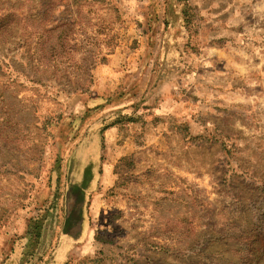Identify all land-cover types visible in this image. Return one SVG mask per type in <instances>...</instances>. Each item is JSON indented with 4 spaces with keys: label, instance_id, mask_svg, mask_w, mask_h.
<instances>
[{
    "label": "rangeland",
    "instance_id": "374dc122",
    "mask_svg": "<svg viewBox=\"0 0 264 264\" xmlns=\"http://www.w3.org/2000/svg\"><path fill=\"white\" fill-rule=\"evenodd\" d=\"M215 42L228 56L200 69ZM262 248L264 0H0V264Z\"/></svg>",
    "mask_w": 264,
    "mask_h": 264
},
{
    "label": "crops",
    "instance_id": "0c3cea01",
    "mask_svg": "<svg viewBox=\"0 0 264 264\" xmlns=\"http://www.w3.org/2000/svg\"><path fill=\"white\" fill-rule=\"evenodd\" d=\"M200 5H201V2H200ZM200 5H199V7H200ZM223 23L224 22L222 21V19L216 20L214 23V27L216 29L220 30L223 27ZM139 31H140V37H139L140 40L138 42V75L143 73L144 70L147 69L146 61H148V60H146L147 56L145 55V50H146V45H147V42H145L146 37L141 30H139ZM220 39H222V38H220ZM228 49L229 48L223 49V47L220 45L219 42L218 43L215 42V44L213 46L206 47L204 49L205 51L203 53H200V55L198 57V62H200L202 64L200 69L205 68L208 65V63H212L210 61V58L214 59V61H213L214 63H217V60L222 61L223 58H226V56H228L227 55V52L229 53ZM168 57L169 56H166V58H168ZM152 61H154V60H151L150 62H152ZM133 62L137 63V59L135 60L129 54L128 55H125V54L124 55H116L113 57V60L110 62V66L108 69L113 71L114 65L119 63L121 65V67L117 68L118 70H116V72H118L119 74H122V76H125V75H128L131 73V71H130L131 63H133ZM122 65H124V66H122Z\"/></svg>",
    "mask_w": 264,
    "mask_h": 264
},
{
    "label": "trees",
    "instance_id": "16d2710c",
    "mask_svg": "<svg viewBox=\"0 0 264 264\" xmlns=\"http://www.w3.org/2000/svg\"><path fill=\"white\" fill-rule=\"evenodd\" d=\"M167 46H168V48H169V45H167V41H165V42H164V56H165V58H166L167 53H168V48H167ZM262 250H263V248H262ZM261 253L264 255V250H263Z\"/></svg>",
    "mask_w": 264,
    "mask_h": 264
}]
</instances>
